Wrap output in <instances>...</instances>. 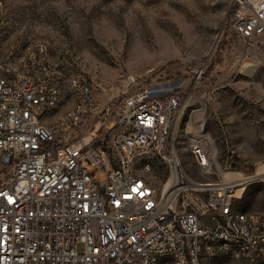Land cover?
I'll return each instance as SVG.
<instances>
[{
  "label": "built area",
  "instance_id": "built-area-1",
  "mask_svg": "<svg viewBox=\"0 0 264 264\" xmlns=\"http://www.w3.org/2000/svg\"><path fill=\"white\" fill-rule=\"evenodd\" d=\"M234 3L232 28L257 43L264 0ZM129 84L118 101L120 126L82 134L97 104L84 73L69 78L73 106L51 121L65 80L46 47L0 61V264L264 260V211L236 208L245 184L264 187V167L246 177L194 179L167 148L178 93L134 75ZM193 125L190 151L205 174L215 152L210 134ZM159 161L169 170L164 180L152 175Z\"/></svg>",
  "mask_w": 264,
  "mask_h": 264
},
{
  "label": "rangeland",
  "instance_id": "rangeland-1",
  "mask_svg": "<svg viewBox=\"0 0 264 264\" xmlns=\"http://www.w3.org/2000/svg\"><path fill=\"white\" fill-rule=\"evenodd\" d=\"M234 6V0H3L0 61L46 47L65 80L51 121L73 106L68 81L84 73L97 104L79 127L82 134L120 126L118 101L130 75L178 93L167 148L174 146L196 180L212 181L220 172L247 176L264 167V33L254 43L234 31ZM194 123L210 134L215 152L216 164L205 174L190 151ZM152 175L166 179L167 164L157 162ZM236 208L264 211L263 185L245 184ZM211 262L264 264L225 255Z\"/></svg>",
  "mask_w": 264,
  "mask_h": 264
},
{
  "label": "bare ground",
  "instance_id": "bare-ground-1",
  "mask_svg": "<svg viewBox=\"0 0 264 264\" xmlns=\"http://www.w3.org/2000/svg\"><path fill=\"white\" fill-rule=\"evenodd\" d=\"M229 176H230L231 178L246 177V175H244V174H242V173H240V172H230V173H229ZM230 177H229V178H230ZM170 180H171V178H170Z\"/></svg>",
  "mask_w": 264,
  "mask_h": 264
},
{
  "label": "trees",
  "instance_id": "trees-1",
  "mask_svg": "<svg viewBox=\"0 0 264 264\" xmlns=\"http://www.w3.org/2000/svg\"><path fill=\"white\" fill-rule=\"evenodd\" d=\"M235 9H236V7L234 6V8H233V15H234Z\"/></svg>",
  "mask_w": 264,
  "mask_h": 264
}]
</instances>
